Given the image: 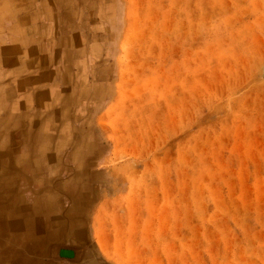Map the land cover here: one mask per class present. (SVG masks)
Returning <instances> with one entry per match:
<instances>
[{
  "label": "rangeland",
  "instance_id": "1",
  "mask_svg": "<svg viewBox=\"0 0 264 264\" xmlns=\"http://www.w3.org/2000/svg\"><path fill=\"white\" fill-rule=\"evenodd\" d=\"M99 15L103 220L40 261L264 264V0Z\"/></svg>",
  "mask_w": 264,
  "mask_h": 264
},
{
  "label": "crops",
  "instance_id": "2",
  "mask_svg": "<svg viewBox=\"0 0 264 264\" xmlns=\"http://www.w3.org/2000/svg\"><path fill=\"white\" fill-rule=\"evenodd\" d=\"M102 7L0 0V264H71L40 259L101 226Z\"/></svg>",
  "mask_w": 264,
  "mask_h": 264
},
{
  "label": "water",
  "instance_id": "3",
  "mask_svg": "<svg viewBox=\"0 0 264 264\" xmlns=\"http://www.w3.org/2000/svg\"><path fill=\"white\" fill-rule=\"evenodd\" d=\"M59 255L61 257L73 258L75 257V251L73 249H61Z\"/></svg>",
  "mask_w": 264,
  "mask_h": 264
}]
</instances>
